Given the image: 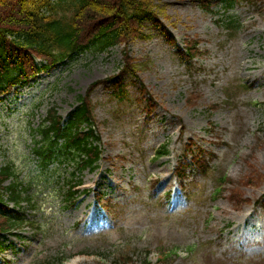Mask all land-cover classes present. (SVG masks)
Instances as JSON below:
<instances>
[{
	"label": "rangeland",
	"instance_id": "rangeland-1",
	"mask_svg": "<svg viewBox=\"0 0 264 264\" xmlns=\"http://www.w3.org/2000/svg\"><path fill=\"white\" fill-rule=\"evenodd\" d=\"M152 2L158 20L144 23L145 35L135 31L106 52L91 48L0 99V167L14 173L5 185L26 187L30 201L21 206L38 226L15 231L23 237L0 234V264H155L167 248L177 249L168 264H264V208L235 211L226 194L213 198L223 172L238 185L251 163L264 175V2L241 0L229 11L195 0ZM187 38L203 52L189 62L178 51ZM125 52L138 77L126 73L121 86L110 80L92 91L103 159L82 172L77 201L66 206L75 167L39 170L38 126L51 107L65 118L94 82L118 81ZM190 140L216 157L208 176L187 171L181 181L173 170ZM165 144L169 154L157 158ZM259 186L247 190L253 200L264 196V178Z\"/></svg>",
	"mask_w": 264,
	"mask_h": 264
},
{
	"label": "trees",
	"instance_id": "trees-1",
	"mask_svg": "<svg viewBox=\"0 0 264 264\" xmlns=\"http://www.w3.org/2000/svg\"><path fill=\"white\" fill-rule=\"evenodd\" d=\"M153 0H0V95L14 87L28 84L40 72L56 63L74 59L93 47L106 51L112 46L127 43L131 33L136 36L144 34V23L157 19L158 14L152 7ZM210 9L215 0H199ZM226 7H231L237 0H216ZM134 30V31H133ZM187 49L182 52L189 59L199 53L197 41H186ZM127 62L122 69L124 73L138 75L137 62L132 61L125 52ZM37 58L47 63L39 65ZM121 74V75H122ZM103 80L94 82L86 95H79V103L71 110L66 119L58 114L55 107L48 110L44 118V144L36 149L39 156L38 167L42 172L59 171L63 164H73L75 172L85 169L94 170L101 158V134L97 129L90 94ZM121 82V81H120ZM196 97V96H195ZM149 108L155 99H148ZM189 104L193 102L189 99ZM161 152L162 153H166ZM191 165L203 173L208 172L204 157L194 155ZM189 163V164H190ZM13 171L10 166L0 168V232L21 229L27 223L23 211L9 207L4 201L3 192L8 194L9 201L19 206L25 200L24 189L18 182L4 186ZM264 175L252 165L240 184L232 189L233 202L242 203V187H258ZM79 179L71 184L66 201L75 203L74 185L81 184ZM74 200L72 201V199ZM236 203V204H237ZM60 264V260H58ZM45 264H58L46 261ZM62 264V263H61Z\"/></svg>",
	"mask_w": 264,
	"mask_h": 264
}]
</instances>
